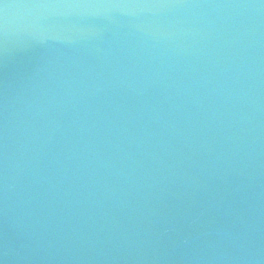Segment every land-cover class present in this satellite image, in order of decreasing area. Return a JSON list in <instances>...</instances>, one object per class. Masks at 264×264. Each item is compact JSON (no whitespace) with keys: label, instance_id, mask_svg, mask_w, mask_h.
<instances>
[{"label":"water","instance_id":"1","mask_svg":"<svg viewBox=\"0 0 264 264\" xmlns=\"http://www.w3.org/2000/svg\"><path fill=\"white\" fill-rule=\"evenodd\" d=\"M0 264H264V0H0Z\"/></svg>","mask_w":264,"mask_h":264}]
</instances>
